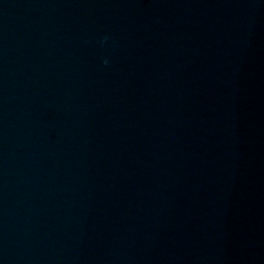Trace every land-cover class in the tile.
Returning a JSON list of instances; mask_svg holds the SVG:
<instances>
[{"label": "clouds", "instance_id": "clouds-1", "mask_svg": "<svg viewBox=\"0 0 264 264\" xmlns=\"http://www.w3.org/2000/svg\"><path fill=\"white\" fill-rule=\"evenodd\" d=\"M107 41H108V37H107V36L102 37L101 40H100L101 46H103V44H104L105 42H107ZM102 63H103L105 66H108V65H109V60H108L107 58H104V59L102 60Z\"/></svg>", "mask_w": 264, "mask_h": 264}]
</instances>
